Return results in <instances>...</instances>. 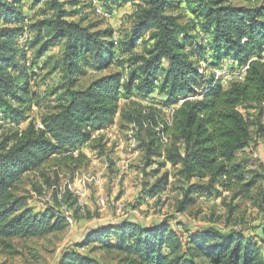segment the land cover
Listing matches in <instances>:
<instances>
[{
	"label": "trees",
	"instance_id": "trees-1",
	"mask_svg": "<svg viewBox=\"0 0 264 264\" xmlns=\"http://www.w3.org/2000/svg\"><path fill=\"white\" fill-rule=\"evenodd\" d=\"M25 1L0 0V126L20 128L25 123L24 107L37 95L31 91V78L35 71L46 69L51 50L59 46L63 53L46 78L60 70L63 79L49 96L44 95L57 107L42 118L43 130L29 125L0 143V240L43 238L64 230L68 224L62 214L27 208L25 199L13 194L15 186L52 157L78 149L93 133L112 125L122 99L147 104L143 118L170 135L173 148L168 162L180 168L186 183L209 180L205 187L188 186L180 211L185 210L188 195L207 194L217 181L230 187L233 177L240 179L234 161L251 142L241 109L264 105V9L234 6L236 0H98L105 11L129 5L137 10L131 17L135 24L130 38L115 44L113 29L93 31L75 21L76 2L49 0L43 11L46 17L34 25L35 31L28 28L29 40L22 43L18 38L24 31ZM44 1L34 0L31 9ZM182 4L188 10L185 24L179 17ZM66 5L74 11H67ZM121 56H128L130 72L125 80L116 73L84 90L74 89L76 78L85 72L81 64L100 73ZM222 67L247 69L242 81L224 87L213 74ZM155 106L172 110L171 124L160 120ZM128 120L143 127L139 117ZM153 130L147 129L151 142L158 141ZM167 182L165 175L148 197L163 192ZM186 233L188 238L181 237L167 222L148 227L122 222L90 230L78 247L97 244L122 255L123 264H264L263 238L258 243L214 229ZM59 264L95 261L73 252Z\"/></svg>",
	"mask_w": 264,
	"mask_h": 264
},
{
	"label": "rangeland",
	"instance_id": "rangeland-1",
	"mask_svg": "<svg viewBox=\"0 0 264 264\" xmlns=\"http://www.w3.org/2000/svg\"><path fill=\"white\" fill-rule=\"evenodd\" d=\"M33 1L26 0L23 7L26 18L22 26L27 29V34L30 33L28 28L35 31L34 25L46 17L43 11L49 0L31 9ZM66 1L79 5L75 21H81L84 27H93V31L113 29L117 34L116 41L112 38L115 44L130 38L135 20L122 15L125 8L119 9L117 15L106 21L94 15L90 0ZM232 4L264 9V0H236ZM183 5L179 16L181 24H185L188 18ZM65 9L74 11L70 5H66ZM40 45L42 43L34 47L31 57ZM140 47L141 44L137 45L138 54L141 53ZM62 53L61 46L52 49L49 54L51 61L46 69L35 71L30 87L37 95H34L35 100L31 104L27 103L24 107L26 121L20 128L0 126V143L4 138L24 131L29 125L41 124L45 115L56 112V103L43 98L44 95L49 96L59 80L63 79L60 70L46 78L49 68L56 65ZM47 57L40 60V67ZM127 61L128 56L116 57L113 62L117 64L100 73L81 64L85 72L76 78L74 89L84 90L92 82L116 73H120L125 80L130 72ZM16 107H19L18 104ZM118 107L112 125L93 133L78 149L52 157L16 184L13 194L25 199L27 208L34 209L36 213L46 210L49 213L50 210L60 214L68 212L73 224L43 238L0 240V264H59L65 255L73 252L95 261V264H123L122 255L104 251L97 244L78 247L90 230L122 222L141 227L167 222L183 238H188V231L192 234L214 229L225 234H239L258 243L261 238L264 239L261 237L264 226V105L255 110L241 109L249 123L251 142L234 161V165L240 168V179L233 177L230 187L217 181L207 194L188 195L184 211H180V206L188 186L205 187L209 180L194 179L186 183L179 175L180 168L171 166L168 162V151L173 148L170 135L166 134L169 144L162 145L157 136L159 129L154 128L148 118H143V113L147 111L146 103L137 99H122ZM154 108L160 113L163 123L171 124L172 110ZM129 117H139L143 127L129 123ZM148 128L154 129L158 141L151 142ZM74 152L76 155L72 154ZM123 165L127 167L124 171L121 170ZM165 175L168 177L165 190L149 198L148 191ZM100 198L104 200V207L99 203Z\"/></svg>",
	"mask_w": 264,
	"mask_h": 264
},
{
	"label": "built area",
	"instance_id": "built-area-1",
	"mask_svg": "<svg viewBox=\"0 0 264 264\" xmlns=\"http://www.w3.org/2000/svg\"><path fill=\"white\" fill-rule=\"evenodd\" d=\"M91 2V7L93 10V13L95 16L104 19L106 21L112 19L115 15L118 14V10L114 9L112 11H105L104 8L102 7L101 3L98 0H90ZM186 12L188 11L187 8L185 7L184 9ZM136 8L132 5L127 6L124 11H122V15H125L126 17H132L134 13H136ZM27 29L25 28L23 31V34L20 35L18 40L22 43H26L29 40V35L26 33ZM117 34L114 33L113 35V40L116 41V36ZM139 45V42L137 43ZM247 68L242 69L241 71L237 72V70L229 71L226 67H222L219 69H216L213 71V74L215 75V78L220 80L221 84L224 87H228L231 83L233 82H239L243 80V75L245 73ZM2 117V112L0 111V119ZM1 125V122H0ZM37 130H43V125L42 124H37L36 125ZM157 136L159 138V141L162 145H168L169 144V139L168 137L160 130H158ZM73 155H76V152L72 153ZM75 157V156H74ZM126 165V164H125ZM125 168L124 165L121 167V170L124 171ZM99 203L102 207H104V200L99 199ZM64 217V220L68 225L73 224V219L70 216L68 212H62L61 213Z\"/></svg>",
	"mask_w": 264,
	"mask_h": 264
},
{
	"label": "crops",
	"instance_id": "crops-1",
	"mask_svg": "<svg viewBox=\"0 0 264 264\" xmlns=\"http://www.w3.org/2000/svg\"><path fill=\"white\" fill-rule=\"evenodd\" d=\"M121 10V9H120Z\"/></svg>",
	"mask_w": 264,
	"mask_h": 264
}]
</instances>
